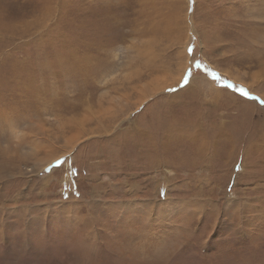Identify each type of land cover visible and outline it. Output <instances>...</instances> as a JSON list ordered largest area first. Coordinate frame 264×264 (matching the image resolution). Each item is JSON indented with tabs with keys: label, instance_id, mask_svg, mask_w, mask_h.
<instances>
[{
	"label": "rangeland",
	"instance_id": "374dc122",
	"mask_svg": "<svg viewBox=\"0 0 264 264\" xmlns=\"http://www.w3.org/2000/svg\"><path fill=\"white\" fill-rule=\"evenodd\" d=\"M0 264H264V0H0Z\"/></svg>",
	"mask_w": 264,
	"mask_h": 264
},
{
	"label": "snow or ice",
	"instance_id": "6c2138e0",
	"mask_svg": "<svg viewBox=\"0 0 264 264\" xmlns=\"http://www.w3.org/2000/svg\"><path fill=\"white\" fill-rule=\"evenodd\" d=\"M214 75H215V74H214ZM189 79H190V72L187 73V74L185 75V81L187 82ZM240 91H241V93H242L243 95H248V92H247L246 90H244L243 88H241ZM60 163H62V162H61V161H57V164H58V165H59Z\"/></svg>",
	"mask_w": 264,
	"mask_h": 264
}]
</instances>
